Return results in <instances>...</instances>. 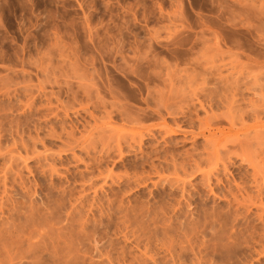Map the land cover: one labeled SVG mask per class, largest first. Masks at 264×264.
Masks as SVG:
<instances>
[{
  "label": "rangeland",
  "instance_id": "obj_1",
  "mask_svg": "<svg viewBox=\"0 0 264 264\" xmlns=\"http://www.w3.org/2000/svg\"><path fill=\"white\" fill-rule=\"evenodd\" d=\"M0 264H264V0H0Z\"/></svg>",
  "mask_w": 264,
  "mask_h": 264
}]
</instances>
